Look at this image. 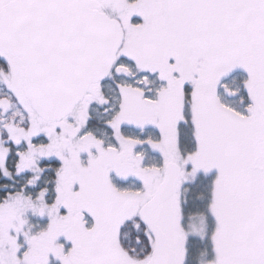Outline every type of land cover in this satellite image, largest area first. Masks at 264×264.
<instances>
[{"label": "snow or ice", "instance_id": "obj_1", "mask_svg": "<svg viewBox=\"0 0 264 264\" xmlns=\"http://www.w3.org/2000/svg\"><path fill=\"white\" fill-rule=\"evenodd\" d=\"M0 264H264V0H0Z\"/></svg>", "mask_w": 264, "mask_h": 264}]
</instances>
